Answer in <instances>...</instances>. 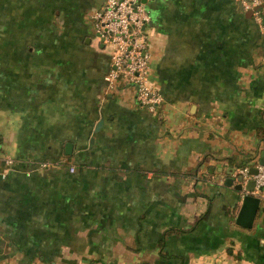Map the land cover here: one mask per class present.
<instances>
[{"label": "crops", "instance_id": "crops-1", "mask_svg": "<svg viewBox=\"0 0 264 264\" xmlns=\"http://www.w3.org/2000/svg\"><path fill=\"white\" fill-rule=\"evenodd\" d=\"M101 1L0 0V264H264L234 187L264 149V32L237 0L146 2L151 113L103 81Z\"/></svg>", "mask_w": 264, "mask_h": 264}, {"label": "built area", "instance_id": "built-area-1", "mask_svg": "<svg viewBox=\"0 0 264 264\" xmlns=\"http://www.w3.org/2000/svg\"><path fill=\"white\" fill-rule=\"evenodd\" d=\"M150 0H102L89 15L97 39L109 49V67L103 74V81L108 88H114L116 82L133 88V96L139 105L151 113H156L161 95L148 75L149 35L146 24L149 13L146 2ZM243 10H250L251 18L264 32L263 0H237ZM7 166L12 158L4 156ZM45 165L46 162H42ZM256 171L247 172V165L235 168L244 181L251 178L253 186L244 190L264 200V164H254ZM69 170H73L69 167Z\"/></svg>", "mask_w": 264, "mask_h": 264}, {"label": "water", "instance_id": "water-1", "mask_svg": "<svg viewBox=\"0 0 264 264\" xmlns=\"http://www.w3.org/2000/svg\"><path fill=\"white\" fill-rule=\"evenodd\" d=\"M247 13L250 14V10H247ZM256 163L264 164V149L260 150L258 158L256 159ZM255 171H256L255 165L248 166L247 172L249 174H253L255 173ZM235 179L237 180V182L234 187L239 191L241 190L243 191L240 197V204L236 212L235 222L244 227H248L251 225L254 216L258 212L264 211V207L262 208V206L260 205V201H261L260 197H258L257 195L250 194L248 192H244V190L252 189L253 180L251 178L246 180L243 186L241 183L243 178L240 173L236 174ZM231 181H232V176H227L224 182L226 184H230Z\"/></svg>", "mask_w": 264, "mask_h": 264}, {"label": "rangeland", "instance_id": "rangeland-1", "mask_svg": "<svg viewBox=\"0 0 264 264\" xmlns=\"http://www.w3.org/2000/svg\"><path fill=\"white\" fill-rule=\"evenodd\" d=\"M260 205L262 206V208L264 207V200L260 201Z\"/></svg>", "mask_w": 264, "mask_h": 264}]
</instances>
